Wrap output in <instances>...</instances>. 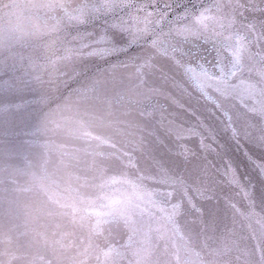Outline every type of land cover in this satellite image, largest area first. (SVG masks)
Here are the masks:
<instances>
[{"label": "water", "instance_id": "95a60500", "mask_svg": "<svg viewBox=\"0 0 264 264\" xmlns=\"http://www.w3.org/2000/svg\"><path fill=\"white\" fill-rule=\"evenodd\" d=\"M210 2L9 0L7 10L0 6V264H67L72 257L85 264H259L264 226L248 218L236 191L222 183L214 192L205 189L157 145L158 137L169 139L171 113H179L178 123L187 114L165 95H153L149 107V88L162 87L218 126L210 103L187 84L191 96L173 87L183 83L178 75L159 79L157 69L171 64L150 41L181 6ZM202 51L214 59L211 46ZM149 59L154 67L142 68ZM158 105L166 109L163 126ZM57 125L66 131H55ZM252 151L264 156L259 146ZM61 160L81 175L138 182L132 211L84 230L46 207L30 189ZM241 173L250 175V167Z\"/></svg>", "mask_w": 264, "mask_h": 264}, {"label": "snow or ice", "instance_id": "6c2138e0", "mask_svg": "<svg viewBox=\"0 0 264 264\" xmlns=\"http://www.w3.org/2000/svg\"><path fill=\"white\" fill-rule=\"evenodd\" d=\"M181 7L173 21L167 27L160 24L150 38L171 64L168 71L157 69L162 73L159 79L166 82L174 72L183 83L174 81L173 87H181L189 96L184 84L191 87L212 105L207 111L219 115V124H209L197 108L179 103L162 87H151L149 107L153 95H165L187 114L178 123L179 113H171L169 139L158 137L157 145L176 157L173 163L183 164L189 177L195 174L205 189L214 192L221 183L234 189L248 209V218L264 226V156L257 158L252 151L256 146L264 151V0H211L193 9ZM109 39L117 43L114 35ZM208 46L215 53L213 60L202 51ZM145 66L152 69V60L141 65ZM158 108L163 126L166 109ZM242 139L252 147H245ZM233 145L240 153L233 152ZM244 166L250 167V175H242ZM193 209L202 211L194 205Z\"/></svg>", "mask_w": 264, "mask_h": 264}, {"label": "clouds", "instance_id": "9594fccd", "mask_svg": "<svg viewBox=\"0 0 264 264\" xmlns=\"http://www.w3.org/2000/svg\"><path fill=\"white\" fill-rule=\"evenodd\" d=\"M3 10L9 8V0H0ZM53 102L51 107H55ZM55 131L66 130L57 125ZM138 182L120 175H81L67 162L61 160L33 184L30 191L38 194L40 201L52 211L81 229L98 225L108 219L129 214L137 199ZM94 230V228L92 229ZM108 254L101 253V257ZM67 264H85V260L69 258ZM259 264H262L261 260Z\"/></svg>", "mask_w": 264, "mask_h": 264}]
</instances>
